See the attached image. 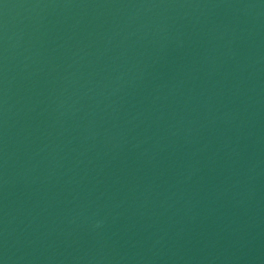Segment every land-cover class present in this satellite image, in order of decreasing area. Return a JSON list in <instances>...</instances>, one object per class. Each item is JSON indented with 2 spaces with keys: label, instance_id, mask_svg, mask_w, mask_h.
I'll list each match as a JSON object with an SVG mask.
<instances>
[{
  "label": "water",
  "instance_id": "water-1",
  "mask_svg": "<svg viewBox=\"0 0 264 264\" xmlns=\"http://www.w3.org/2000/svg\"><path fill=\"white\" fill-rule=\"evenodd\" d=\"M0 264H264V0H0Z\"/></svg>",
  "mask_w": 264,
  "mask_h": 264
}]
</instances>
